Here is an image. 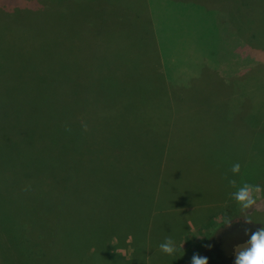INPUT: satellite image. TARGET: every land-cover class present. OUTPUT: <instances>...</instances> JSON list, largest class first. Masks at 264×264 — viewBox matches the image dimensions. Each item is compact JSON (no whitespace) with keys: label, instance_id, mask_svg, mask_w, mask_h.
Here are the masks:
<instances>
[{"label":"rangeland","instance_id":"374dc122","mask_svg":"<svg viewBox=\"0 0 264 264\" xmlns=\"http://www.w3.org/2000/svg\"><path fill=\"white\" fill-rule=\"evenodd\" d=\"M107 1L0 0V264H233L264 223V0ZM205 61L207 130L189 100ZM245 182L261 191L241 212Z\"/></svg>","mask_w":264,"mask_h":264},{"label":"clouds","instance_id":"9594fccd","mask_svg":"<svg viewBox=\"0 0 264 264\" xmlns=\"http://www.w3.org/2000/svg\"><path fill=\"white\" fill-rule=\"evenodd\" d=\"M86 127V126H85ZM241 165L234 163L231 172L235 175L240 172ZM229 184L236 186L235 180H229ZM261 191L260 186H253L249 183H242L231 193L232 199L239 205L241 212L254 205L257 194ZM245 222H254L250 217L244 216ZM232 219L226 218L223 227H230ZM160 250L168 255L177 252V245L171 237H165L163 243L159 245ZM233 264H264V223L255 231H252L246 241L234 246ZM190 264H208V258L199 254H193Z\"/></svg>","mask_w":264,"mask_h":264},{"label":"crops","instance_id":"0c3cea01","mask_svg":"<svg viewBox=\"0 0 264 264\" xmlns=\"http://www.w3.org/2000/svg\"><path fill=\"white\" fill-rule=\"evenodd\" d=\"M165 1H168V0H165ZM169 1H171V0H169ZM173 1H175V3H177V0H173ZM150 35H151V32H148L149 37H150ZM153 36H155V38H156L155 33L153 34ZM151 48H153V50L156 51L157 53L160 52V47L158 45L157 46L152 45ZM158 57L160 59L159 61H152V63L148 62V65L153 64V66L159 70L165 69L166 63L164 61H162L161 56H158ZM200 63L197 64L199 66L196 65L195 67L190 68V70H191L190 74L191 75H190L189 84L191 85V90H190L189 100H190L191 104H193L195 106V109L197 110V112L199 114H201V118L198 121V125L202 126V128H204L203 130H207L208 129L207 127L212 125L211 118L214 116L213 107H214V99L215 98H214V95L212 93L213 90L211 89V87H207L209 84L211 85L212 78L214 77V69H213V66L210 63H206V61L201 63V64ZM162 73H164V72H162ZM197 76L203 78V81L206 84V88H205L204 83H203V89L199 90V78ZM174 80H176V79H174ZM172 90H173V93L168 92V94L172 97L171 99L173 100L175 94H176L175 97L177 98V97L183 96L184 92H188L189 85L188 84H183V85L178 84V82L176 81L174 83ZM167 113L171 114V108H165V110H163L164 116H166ZM177 264H184V263L182 261H180Z\"/></svg>","mask_w":264,"mask_h":264},{"label":"trees","instance_id":"16d2710c","mask_svg":"<svg viewBox=\"0 0 264 264\" xmlns=\"http://www.w3.org/2000/svg\"><path fill=\"white\" fill-rule=\"evenodd\" d=\"M133 2H137V3H139V4H145L146 6H145V8H144V11H145V9H147V11H148V4H149V1L148 0H132ZM98 2H102L104 5L106 4V6H110V3L106 0L105 2L103 1V0H98ZM111 6H113V7H115V8H117L116 6H114V5H111ZM154 25H151V26H149V28H148V32H151V29H152V31H153V33H155V35L156 36H158L157 34H156V30H155V28L153 27ZM148 32H144L145 33V35H146V37L147 38H149V36H148ZM157 38V37H156ZM164 60V59H163ZM117 61L120 63V64H123V65H128L129 63H130V61H119V59L117 58ZM165 62V61H164ZM132 63H135V64H138L139 63V61H137V62H131V64ZM160 74V76L162 77L163 76V74H162V72H161V70H159V69H157L156 71H155V73H154V75H159ZM174 79H176L175 77H173V80L172 79H170V78H168L167 80H169V81H173L174 83L176 82V81H174ZM128 80V79H127ZM160 80H158V84H160ZM174 83H173V85H174ZM166 85H168L167 83H165V86H164V88L161 86V88H163V89H165V93L166 94H168V92L169 93H173V90H172V88H170L169 86L168 87H166ZM148 86H150V85H148ZM152 86H154L152 89H154L156 86H157V84H154V85H151L150 87H152ZM167 91V92H166ZM149 96H150V94H151V92H148V91H145ZM137 93V92H136ZM154 94H156V93H154ZM157 96H159V94H156ZM169 108H172L171 107V104L169 103ZM60 197H62V196H60ZM53 212H55V211H53ZM52 212V213H53ZM51 214V213H50ZM60 215V219H62V218H68L69 216H70V213H69V211H65V212H55V213H53L52 215H51V217H53V218H57L58 216ZM76 220H77V218H76ZM75 220V221H76ZM60 226V225H59ZM56 227V226H55ZM91 230V231H90ZM90 230H86V232H92V234L93 233H95L96 235H94V236H97V231L94 229H90ZM69 231H70V233H71V235H69V233H68V231H67V234L69 235V237H71V239H70V241L71 242H73L74 243V245L77 247V244H76V242H75V239L74 238H76L77 239V234H79L80 232H82L83 230H78V227H71V228H69ZM116 231L115 230H112V233H115ZM111 236H113V234H111V230H110V232H108ZM117 233V232H116ZM87 236V235H86ZM82 237V236H81ZM81 237H80V239H81ZM92 238H93V236H91ZM89 237H82V239L80 240V239H78V242L81 244L85 239H88ZM82 247H80V248H78L77 247V250H82L81 249ZM29 249H31V248H29ZM94 255H92V252L91 253H89V255H91V256H96V254L95 253H93ZM159 257L160 256H158V258H157V260L159 259ZM156 264H165V261H164V263L163 262H157Z\"/></svg>","mask_w":264,"mask_h":264}]
</instances>
